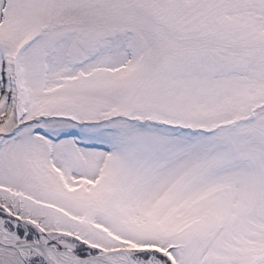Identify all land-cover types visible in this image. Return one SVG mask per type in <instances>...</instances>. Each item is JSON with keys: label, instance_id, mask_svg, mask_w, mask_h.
Wrapping results in <instances>:
<instances>
[{"label": "snow or ice", "instance_id": "1", "mask_svg": "<svg viewBox=\"0 0 264 264\" xmlns=\"http://www.w3.org/2000/svg\"><path fill=\"white\" fill-rule=\"evenodd\" d=\"M0 264H264V0H0Z\"/></svg>", "mask_w": 264, "mask_h": 264}]
</instances>
